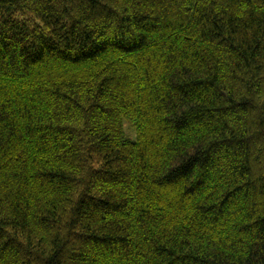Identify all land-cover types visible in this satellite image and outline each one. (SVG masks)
<instances>
[{"label":"trees","instance_id":"16d2710c","mask_svg":"<svg viewBox=\"0 0 264 264\" xmlns=\"http://www.w3.org/2000/svg\"><path fill=\"white\" fill-rule=\"evenodd\" d=\"M0 264H264V0H0Z\"/></svg>","mask_w":264,"mask_h":264},{"label":"rangeland","instance_id":"374dc122","mask_svg":"<svg viewBox=\"0 0 264 264\" xmlns=\"http://www.w3.org/2000/svg\"><path fill=\"white\" fill-rule=\"evenodd\" d=\"M126 127H128V125H126Z\"/></svg>","mask_w":264,"mask_h":264},{"label":"bare ground","instance_id":"6f19581e","mask_svg":"<svg viewBox=\"0 0 264 264\" xmlns=\"http://www.w3.org/2000/svg\"><path fill=\"white\" fill-rule=\"evenodd\" d=\"M128 130V129H127Z\"/></svg>","mask_w":264,"mask_h":264}]
</instances>
